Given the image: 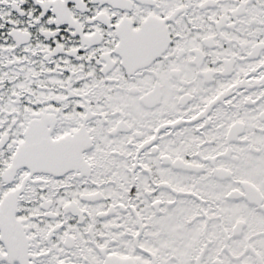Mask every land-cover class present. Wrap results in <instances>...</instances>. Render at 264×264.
<instances>
[{
    "label": "snow or ice",
    "instance_id": "1",
    "mask_svg": "<svg viewBox=\"0 0 264 264\" xmlns=\"http://www.w3.org/2000/svg\"><path fill=\"white\" fill-rule=\"evenodd\" d=\"M0 264H264V0H0Z\"/></svg>",
    "mask_w": 264,
    "mask_h": 264
}]
</instances>
